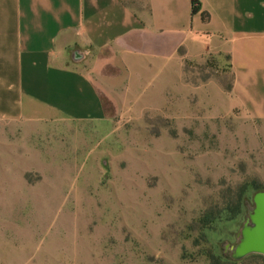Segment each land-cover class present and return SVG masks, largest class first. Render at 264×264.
Wrapping results in <instances>:
<instances>
[{"label": "rangeland", "instance_id": "1", "mask_svg": "<svg viewBox=\"0 0 264 264\" xmlns=\"http://www.w3.org/2000/svg\"><path fill=\"white\" fill-rule=\"evenodd\" d=\"M161 78L109 121L0 127V264H264L225 248L264 191V119L230 104L222 52Z\"/></svg>", "mask_w": 264, "mask_h": 264}, {"label": "crops", "instance_id": "2", "mask_svg": "<svg viewBox=\"0 0 264 264\" xmlns=\"http://www.w3.org/2000/svg\"><path fill=\"white\" fill-rule=\"evenodd\" d=\"M198 1L0 0V127L109 121L176 60L220 52L230 104L264 119V0Z\"/></svg>", "mask_w": 264, "mask_h": 264}, {"label": "water", "instance_id": "3", "mask_svg": "<svg viewBox=\"0 0 264 264\" xmlns=\"http://www.w3.org/2000/svg\"><path fill=\"white\" fill-rule=\"evenodd\" d=\"M253 207L237 234L239 242L226 246L233 260H241L251 254L264 256V191H257L252 197Z\"/></svg>", "mask_w": 264, "mask_h": 264}, {"label": "trees", "instance_id": "4", "mask_svg": "<svg viewBox=\"0 0 264 264\" xmlns=\"http://www.w3.org/2000/svg\"><path fill=\"white\" fill-rule=\"evenodd\" d=\"M196 1V6H193L192 5V13H196V12H198L199 11V9H200V3H199V1L198 0H195ZM237 214L239 213V211L237 210V212H236ZM249 256H252V257H259V258H261L263 261H264V256L263 255H260V254H251V255H249Z\"/></svg>", "mask_w": 264, "mask_h": 264}, {"label": "built area", "instance_id": "5", "mask_svg": "<svg viewBox=\"0 0 264 264\" xmlns=\"http://www.w3.org/2000/svg\"><path fill=\"white\" fill-rule=\"evenodd\" d=\"M192 5L196 6V1L195 0H192Z\"/></svg>", "mask_w": 264, "mask_h": 264}]
</instances>
